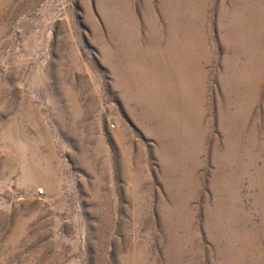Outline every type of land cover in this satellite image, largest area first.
I'll return each mask as SVG.
<instances>
[{
	"label": "rangeland",
	"instance_id": "374dc122",
	"mask_svg": "<svg viewBox=\"0 0 264 264\" xmlns=\"http://www.w3.org/2000/svg\"><path fill=\"white\" fill-rule=\"evenodd\" d=\"M0 264H264V0H0Z\"/></svg>",
	"mask_w": 264,
	"mask_h": 264
},
{
	"label": "built area",
	"instance_id": "2783aa9c",
	"mask_svg": "<svg viewBox=\"0 0 264 264\" xmlns=\"http://www.w3.org/2000/svg\"><path fill=\"white\" fill-rule=\"evenodd\" d=\"M38 195H43V191L42 190L38 191Z\"/></svg>",
	"mask_w": 264,
	"mask_h": 264
}]
</instances>
